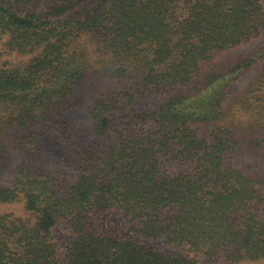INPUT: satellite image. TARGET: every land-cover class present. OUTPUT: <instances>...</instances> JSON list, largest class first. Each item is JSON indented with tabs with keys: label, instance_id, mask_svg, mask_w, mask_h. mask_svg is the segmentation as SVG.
<instances>
[{
	"label": "trees",
	"instance_id": "1",
	"mask_svg": "<svg viewBox=\"0 0 264 264\" xmlns=\"http://www.w3.org/2000/svg\"><path fill=\"white\" fill-rule=\"evenodd\" d=\"M262 37L264 0H0L1 45L28 57L0 64V205L27 213L0 214V264L264 261V45L230 55Z\"/></svg>",
	"mask_w": 264,
	"mask_h": 264
},
{
	"label": "rangeland",
	"instance_id": "2",
	"mask_svg": "<svg viewBox=\"0 0 264 264\" xmlns=\"http://www.w3.org/2000/svg\"><path fill=\"white\" fill-rule=\"evenodd\" d=\"M5 38L3 39V41ZM87 44H85L83 47H86ZM264 45V37L258 38L255 41L240 46L234 50L231 51L230 55H239V54H247L259 47ZM88 46V45H87ZM28 60V57L25 55H19L15 53H10L7 49H5L0 42V64L4 62H8L13 66L21 65L23 63H26ZM260 64L252 68L248 73H246L242 79L237 83L235 86H233L230 90L228 98L223 102V107L227 109L229 112V120L232 118L233 122L232 125L242 124V126H247V120L246 116L244 115L243 111L241 110V106H244V101L248 98L246 96V92L249 90L256 89L259 87V79H260V70L261 66ZM263 69V68H262ZM259 94L257 93L254 96V100H259ZM254 103H257V101H254ZM88 104H89V97L85 95L84 90L76 91V94L73 97L71 109L69 113L67 114V117L70 119L71 124V131L74 137L77 139V142H79L82 145H86L89 141V129H90V122L88 121ZM235 110H239L240 115L239 116H233V112ZM241 116V117H240ZM53 157V155H51ZM47 155L44 152V160L46 162ZM53 166L56 167V163H60L61 166H64L65 169L63 170L64 176L74 178L76 176V173L73 172V168L69 167V162H66L63 158L60 156H54L53 159ZM52 161V160H51ZM50 163V162H49ZM11 162L7 161L4 164L2 163L0 165V184L1 186L6 185L7 182H9V179L11 177ZM0 214H10L14 217H26L27 213L24 209L23 199L20 198L17 202L14 204H8V205H0ZM116 218V217H115ZM62 237H66L63 232H60ZM264 261L259 262V264H263ZM258 264V263H255Z\"/></svg>",
	"mask_w": 264,
	"mask_h": 264
}]
</instances>
